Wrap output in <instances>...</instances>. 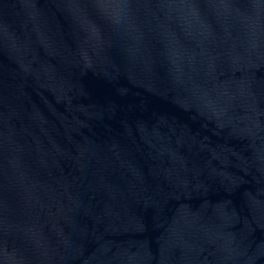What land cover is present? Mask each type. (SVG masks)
<instances>
[{
    "label": "water",
    "instance_id": "water-1",
    "mask_svg": "<svg viewBox=\"0 0 264 264\" xmlns=\"http://www.w3.org/2000/svg\"><path fill=\"white\" fill-rule=\"evenodd\" d=\"M0 264H264V0H0Z\"/></svg>",
    "mask_w": 264,
    "mask_h": 264
}]
</instances>
